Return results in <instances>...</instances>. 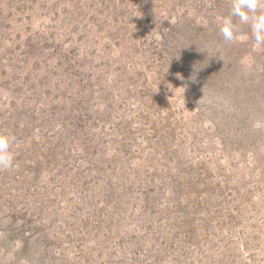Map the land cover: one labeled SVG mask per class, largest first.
<instances>
[{"label":"rangeland","instance_id":"1","mask_svg":"<svg viewBox=\"0 0 264 264\" xmlns=\"http://www.w3.org/2000/svg\"><path fill=\"white\" fill-rule=\"evenodd\" d=\"M230 5L0 0V264H264V45Z\"/></svg>","mask_w":264,"mask_h":264},{"label":"clouds","instance_id":"2","mask_svg":"<svg viewBox=\"0 0 264 264\" xmlns=\"http://www.w3.org/2000/svg\"><path fill=\"white\" fill-rule=\"evenodd\" d=\"M260 7L261 0H231L230 16L219 28L223 39L230 43L235 41L236 28L231 17H237L241 24L250 26L254 46L264 45V11H259ZM14 166L10 137L0 134V170H10Z\"/></svg>","mask_w":264,"mask_h":264}]
</instances>
